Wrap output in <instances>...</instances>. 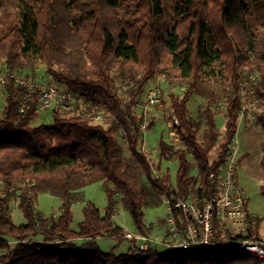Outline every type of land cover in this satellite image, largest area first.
Wrapping results in <instances>:
<instances>
[{
	"label": "trees",
	"instance_id": "trees-1",
	"mask_svg": "<svg viewBox=\"0 0 264 264\" xmlns=\"http://www.w3.org/2000/svg\"><path fill=\"white\" fill-rule=\"evenodd\" d=\"M0 67L27 72L28 80L43 67L75 96L70 110L51 109L52 123H37L43 113L39 89L27 97V85L14 79L6 84L0 104V264H264V257L239 249H142L116 219L121 202L137 231L150 234L145 208L153 202L165 196L201 203L215 192L210 173L237 133L244 82L259 99L255 119L264 131V0H0ZM246 69L257 73V83ZM157 76L184 90L170 101L179 139L161 136L155 161L144 148L145 116L136 105ZM206 76L229 84L224 130L210 102L197 116L190 114L194 94L218 96L202 89ZM94 111L109 116L94 122ZM261 149L264 169V141ZM169 161L177 164L174 183ZM96 182L106 190L105 211L86 203L74 230L73 202ZM260 191L264 195V184ZM43 193L61 199L59 213L38 210ZM14 202L23 224L13 221ZM173 213L183 217L178 209ZM250 221L245 232L227 235L261 239L262 219L251 215ZM101 236L132 246L107 252L97 242Z\"/></svg>",
	"mask_w": 264,
	"mask_h": 264
},
{
	"label": "rangeland",
	"instance_id": "rangeland-1",
	"mask_svg": "<svg viewBox=\"0 0 264 264\" xmlns=\"http://www.w3.org/2000/svg\"><path fill=\"white\" fill-rule=\"evenodd\" d=\"M6 67H0V70L5 69ZM249 70V71H248ZM19 75L26 76L27 72L22 71L19 73L15 71ZM250 78L252 74L257 75L255 71H251L250 69H246V75ZM49 73L43 69V67H39L37 69V74L35 79H30L36 83H47ZM27 77V76H26ZM27 79V78H26ZM40 81V82H39ZM244 87L242 90V94L244 95V100L248 103V105L252 101V94H254L250 88L249 82L243 83ZM159 86L163 89L164 92V101L162 105L159 106H147L146 104V91L150 86ZM227 81L219 78L216 79L214 77H204L202 83V89L206 90H215L218 94L216 100L207 99L205 96L200 94H194L189 101L188 107L190 109V114L192 116H197L200 111L206 107L207 103H212L213 107L220 111V114L216 117V122L218 127L221 130H224L225 127V110H226V99H227V89H228ZM253 85V83H251ZM61 89H65L64 87L58 86ZM184 89L182 87L169 86L163 76H157L154 80L149 82L144 89L141 98L139 99V103L141 104L139 109L136 108L139 114H144L145 116V125L146 131L144 132L145 141L144 148L148 155L155 161L158 160L159 157V147H158V139L163 136L165 139H171V136L168 132V123L170 121V101L172 94H181ZM2 100L0 101L1 104ZM251 108V105H249ZM99 111L92 112L93 121L94 122H104L107 120L109 114L102 113V118H96V114ZM37 123H52L53 116L51 109L44 111L41 113L40 117L36 120ZM237 138L240 141V146L242 149V156L240 157L238 163V179L241 186L247 192V205L249 212L254 216H259L262 221L259 226V232L261 235V239L264 240V195L260 191L261 185L264 184V169L260 165V160L262 157V149L261 143L264 141V131L263 129L257 125L255 119V111L249 109L246 113V116L238 121V130H237ZM200 139H203V133H201ZM214 155V153H212ZM168 168L171 170V178L173 183L176 180V172H177V164L176 161H169L167 163ZM84 196L80 200H74L73 202V216L74 219L71 223V228L74 230H78L79 223L84 219V207L86 203L92 202L94 203L103 213L107 206V194L106 190L103 186V183L96 182L86 186L84 189ZM166 197L163 196L160 200L153 202L151 206L145 208V222L148 225H153V229L150 235L157 240H162L164 237L165 230L159 226L158 219L167 217L170 213V209L165 202ZM38 210L46 215L57 214L60 211L61 207V199L56 196H52L50 194L43 193L39 196V200L37 203ZM11 215L13 221L20 225L26 222V218L23 212L18 207L17 202H14L11 207ZM116 219L118 222L125 228V232H132L134 234H138L139 232L135 228L134 222L129 214V212L125 209V207L120 202L117 209ZM167 236L164 237L166 241ZM83 240L77 239V243H81ZM97 242L104 251L114 250L115 253L120 254L126 252L130 246H132V242L125 239L122 242H119L115 237H99L97 238ZM157 245L159 250L165 251L167 249V244L159 243L156 241L153 246ZM2 251L0 250V254Z\"/></svg>",
	"mask_w": 264,
	"mask_h": 264
},
{
	"label": "built area",
	"instance_id": "built-area-1",
	"mask_svg": "<svg viewBox=\"0 0 264 264\" xmlns=\"http://www.w3.org/2000/svg\"><path fill=\"white\" fill-rule=\"evenodd\" d=\"M47 83H36L26 79L25 76L16 72L9 74V70H0V101L9 79H14L17 83L25 84L29 87L28 96H31L33 89L40 91L41 112L49 109L70 110L73 107L75 99L74 93L67 89H61L52 74L48 75ZM251 81L257 83L255 74L251 75ZM254 93V91L252 90ZM252 101L249 105L246 100L243 101L240 112V119L246 116L249 109L258 110L259 99L255 94L251 95ZM164 101L163 89L159 86H150L146 91L147 106H159ZM138 102L136 108L139 109ZM24 108V104H23ZM102 111L96 114L97 120L102 118ZM180 121L177 116H172L168 126L169 134L175 141L179 139V132L176 128ZM145 122L141 124V130H146ZM123 135V131L120 130ZM237 135V133H236ZM234 136L227 145L226 156L217 170L210 173V178L215 184V192L205 201L185 200L177 198L171 201L166 197V204L170 209L167 217L159 218L158 223L167 236L162 240H157L150 234H134L125 232V237L129 240H138L142 249H147L156 241L167 244V246L180 248H228L239 249L249 253L264 257V240L252 238L229 237L227 232L233 235H239L245 232L251 225L247 205V192L241 186L238 179V163L241 157V146L237 136ZM173 209L181 211L182 216L176 217Z\"/></svg>",
	"mask_w": 264,
	"mask_h": 264
},
{
	"label": "crops",
	"instance_id": "crops-1",
	"mask_svg": "<svg viewBox=\"0 0 264 264\" xmlns=\"http://www.w3.org/2000/svg\"><path fill=\"white\" fill-rule=\"evenodd\" d=\"M241 156H242V149H241Z\"/></svg>",
	"mask_w": 264,
	"mask_h": 264
}]
</instances>
